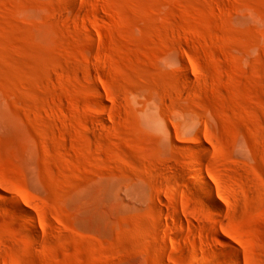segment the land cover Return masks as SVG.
Segmentation results:
<instances>
[{
    "label": "rangeland",
    "instance_id": "374dc122",
    "mask_svg": "<svg viewBox=\"0 0 264 264\" xmlns=\"http://www.w3.org/2000/svg\"><path fill=\"white\" fill-rule=\"evenodd\" d=\"M0 264H264V0H0Z\"/></svg>",
    "mask_w": 264,
    "mask_h": 264
},
{
    "label": "bare ground",
    "instance_id": "6f19581e",
    "mask_svg": "<svg viewBox=\"0 0 264 264\" xmlns=\"http://www.w3.org/2000/svg\"><path fill=\"white\" fill-rule=\"evenodd\" d=\"M91 39H93V38H91ZM93 41H94V40H93ZM91 43H92V42H91ZM94 43H95V42H94ZM198 164H201V163L198 162L197 165H198ZM197 165H195V167H196ZM201 165H202V164H201ZM202 166H203V165H202ZM197 167H198V166H197ZM203 168H204V167H203ZM200 170H201V169H200ZM200 170H199V171H200ZM202 170H203V169H202ZM194 171H196V169H195ZM199 171L197 170V172H195V173H197L196 175H197L198 178L201 177V176H198V172H199ZM200 173H201V172H200ZM202 176H203V175H202ZM197 177H196V178H197ZM196 178H195V179H196ZM203 178H204V177H203ZM196 180H197V179H196ZM198 180L202 181V180H204V179L199 178ZM205 181H206V180H205ZM197 182H198V181H197ZM199 183H200V182H199ZM204 184H205V183H204ZM204 189H207V187H206V188L204 187ZM206 191H208V190H206ZM209 197H211V196L209 195ZM212 199H213L212 197L209 198V200H210L209 202L213 203V202H214V201H213L214 199H213V200H212ZM212 201H213V202H212ZM15 203H17V202H15ZM214 203H215V202H214ZM13 204H14V202H13ZM158 204H160V202H159ZM215 204H216V203H215ZM15 206H16V208L19 207L17 204H15ZM14 208H15V207H14ZM17 211H19L18 208H17ZM22 214H23V213H22ZM27 221H28V218H27ZM29 221H30V219H29Z\"/></svg>",
    "mask_w": 264,
    "mask_h": 264
}]
</instances>
